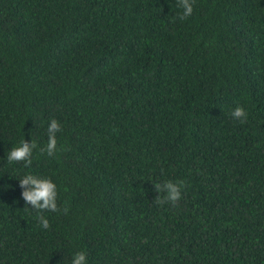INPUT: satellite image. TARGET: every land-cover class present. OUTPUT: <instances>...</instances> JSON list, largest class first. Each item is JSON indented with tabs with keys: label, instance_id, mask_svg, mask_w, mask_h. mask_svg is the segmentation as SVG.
<instances>
[{
	"label": "trees",
	"instance_id": "1",
	"mask_svg": "<svg viewBox=\"0 0 264 264\" xmlns=\"http://www.w3.org/2000/svg\"><path fill=\"white\" fill-rule=\"evenodd\" d=\"M193 8L0 0V264H264V0ZM22 140L30 167L6 160ZM28 174L57 185L48 229Z\"/></svg>",
	"mask_w": 264,
	"mask_h": 264
},
{
	"label": "clouds",
	"instance_id": "2",
	"mask_svg": "<svg viewBox=\"0 0 264 264\" xmlns=\"http://www.w3.org/2000/svg\"><path fill=\"white\" fill-rule=\"evenodd\" d=\"M194 2L195 0H178L179 6L183 9L179 19L184 20L193 14ZM230 115L234 120H238L241 123H244L247 119V113L243 107L235 108ZM60 131H62V129L59 122L52 119L47 129L48 143L44 148L38 149L37 143L33 140L31 144L26 140H22L20 146L12 148L7 153V162H22L25 167H30L33 162V152L37 149L41 154L46 153L49 157L54 156L58 146L57 133ZM19 184L23 189L22 198L26 202V205H30L31 209L36 211L37 218L44 229L50 228L49 220L43 215V213L45 211H60L57 204V185L51 179L31 174L19 179ZM154 186L156 191L160 193L154 203L161 206L165 203H171L173 206H177L178 202L182 199V188L186 187L182 181L175 183L172 181H166L163 184L155 183ZM161 193H164L163 197L161 196ZM63 212L67 214L68 209L65 207ZM71 264H88L87 253L83 251L77 252L72 257Z\"/></svg>",
	"mask_w": 264,
	"mask_h": 264
}]
</instances>
